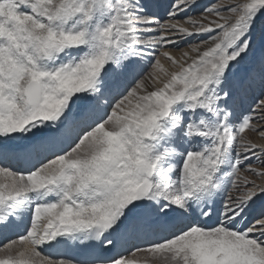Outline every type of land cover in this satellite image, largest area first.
<instances>
[{"label": "snow or ice", "instance_id": "1", "mask_svg": "<svg viewBox=\"0 0 264 264\" xmlns=\"http://www.w3.org/2000/svg\"><path fill=\"white\" fill-rule=\"evenodd\" d=\"M257 125L264 0H0V264H264Z\"/></svg>", "mask_w": 264, "mask_h": 264}, {"label": "rangeland", "instance_id": "2", "mask_svg": "<svg viewBox=\"0 0 264 264\" xmlns=\"http://www.w3.org/2000/svg\"><path fill=\"white\" fill-rule=\"evenodd\" d=\"M251 104L252 105V99H251V96H247L245 97L244 99V103L242 105V108H241V112L244 113V114H247L248 112V105ZM264 126V125H262ZM257 127H260V125ZM244 136H246L249 140V142L253 143V144H256V145H264V137L260 136L259 133L257 132H253V131H250V130H246L244 133H243ZM251 167H256V168H261L262 165L260 163H253L251 165ZM244 176H248L249 179H252L253 177L251 176V174L249 172H247L244 168L241 169V172H240V178L242 179ZM239 183V181H237ZM257 182H261L259 179L257 180ZM4 240V237H0V243H2ZM139 264H145V261L144 260H141L139 262Z\"/></svg>", "mask_w": 264, "mask_h": 264}, {"label": "bare ground", "instance_id": "3", "mask_svg": "<svg viewBox=\"0 0 264 264\" xmlns=\"http://www.w3.org/2000/svg\"><path fill=\"white\" fill-rule=\"evenodd\" d=\"M161 2L167 3V0H161ZM202 2H204V3H208L209 0H202ZM187 50H188L187 47L183 44V41H181V48H178V49L173 50V51H172V55H173L174 57H176L177 59H179V58L181 57V55H182V51H187ZM182 62H183V61H182ZM162 64H164V66H165L166 68L171 69V65H170V63H169L168 61L164 60L163 58H162ZM247 105H248V104H247ZM250 105H251V104L248 105V108H249ZM258 126H259V125H258ZM260 127H262V125H260ZM13 235H14V234H13Z\"/></svg>", "mask_w": 264, "mask_h": 264}]
</instances>
